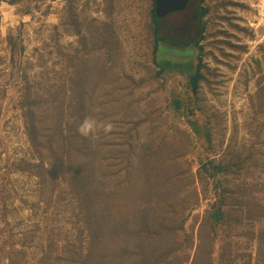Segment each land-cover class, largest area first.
Returning a JSON list of instances; mask_svg holds the SVG:
<instances>
[{"label": "rangeland", "instance_id": "rangeland-1", "mask_svg": "<svg viewBox=\"0 0 264 264\" xmlns=\"http://www.w3.org/2000/svg\"><path fill=\"white\" fill-rule=\"evenodd\" d=\"M261 1L0 0V264H264Z\"/></svg>", "mask_w": 264, "mask_h": 264}, {"label": "trees", "instance_id": "trees-1", "mask_svg": "<svg viewBox=\"0 0 264 264\" xmlns=\"http://www.w3.org/2000/svg\"><path fill=\"white\" fill-rule=\"evenodd\" d=\"M197 10L199 12V7L197 8ZM151 18H152L153 22L155 23V25L153 27V36H154L153 52L155 54L154 59H155V63L160 66V71H162L163 68L165 67V65L170 63V61L158 60L156 58L157 57V55H156L157 50L161 49V47H167L168 49H173L175 46H177V48H178V44H175L172 41H168L167 37L159 34V32H158V23H159L158 19H160V18H158L154 15L153 10L151 11ZM197 18H198V13H197ZM197 42H198V39H196L192 43L187 42L186 44L181 45V47L183 50L191 51V46H194L195 44H197ZM179 46H180V44H179ZM178 65H180V64L175 63L173 65V67H176ZM189 66H191V65H189ZM194 66L195 67H193V68L188 67V68H191V75L189 76L188 85L192 91L196 90L197 82L201 78V75L199 74V61ZM194 127H196V126H194Z\"/></svg>", "mask_w": 264, "mask_h": 264}, {"label": "water", "instance_id": "water-1", "mask_svg": "<svg viewBox=\"0 0 264 264\" xmlns=\"http://www.w3.org/2000/svg\"><path fill=\"white\" fill-rule=\"evenodd\" d=\"M190 0H153V13L156 17L161 18L165 15L184 10Z\"/></svg>", "mask_w": 264, "mask_h": 264}, {"label": "flooded vegetation", "instance_id": "flooded-vegetation-1", "mask_svg": "<svg viewBox=\"0 0 264 264\" xmlns=\"http://www.w3.org/2000/svg\"><path fill=\"white\" fill-rule=\"evenodd\" d=\"M206 3H207V0H200V2H199V4H200V6H199V12H198V18H199V30H202V29H203V24H202V21H201V20H204L205 15H206V13H207V11H208ZM180 11H183V10H180ZM174 12H177V11H174ZM171 13H173V12H171ZM169 14H170V13H169ZM167 15H168V14H167ZM165 16H166V15H165ZM161 18H162V17H161ZM185 23H186V22H185ZM187 24H188V23H187ZM178 48H179V49H182V47L179 46V45H178Z\"/></svg>", "mask_w": 264, "mask_h": 264}, {"label": "bare ground", "instance_id": "bare-ground-1", "mask_svg": "<svg viewBox=\"0 0 264 264\" xmlns=\"http://www.w3.org/2000/svg\"><path fill=\"white\" fill-rule=\"evenodd\" d=\"M264 0H262L261 2H260V4L259 5H257L256 7H258V11H259V14H262L263 15V13H264ZM264 16V15H263Z\"/></svg>", "mask_w": 264, "mask_h": 264}]
</instances>
